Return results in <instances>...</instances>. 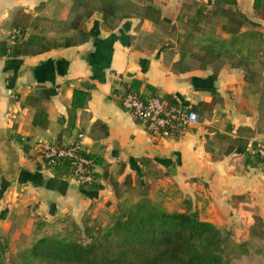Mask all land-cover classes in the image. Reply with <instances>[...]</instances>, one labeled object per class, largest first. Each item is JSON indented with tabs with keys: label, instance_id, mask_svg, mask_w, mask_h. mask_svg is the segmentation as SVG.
<instances>
[{
	"label": "crops",
	"instance_id": "crops-1",
	"mask_svg": "<svg viewBox=\"0 0 264 264\" xmlns=\"http://www.w3.org/2000/svg\"><path fill=\"white\" fill-rule=\"evenodd\" d=\"M69 1L0 0V245L6 258L63 217L106 224L120 202L143 193L171 210L183 209L189 198L201 218L247 237L234 196L245 194L264 220V164L248 165L244 153L225 150L235 136L246 138L249 147L264 143V67L258 83L227 61L179 67L186 60L177 64L183 40L178 22L187 20L186 10L198 3L210 7L213 0H153L161 9L157 20L142 16V0H115V13L105 18L98 7L92 10L85 18L88 37L71 45L33 51L37 47L24 43L26 33L9 38L18 11L30 14L29 29ZM236 2L264 35L253 0ZM133 78L140 90L152 85L195 109L197 121L177 136L152 137L114 92L118 80ZM82 80L92 83L90 95L68 120L73 89ZM204 101L212 103L205 115ZM78 133L95 158L97 189L77 184L38 155L40 140L68 141Z\"/></svg>",
	"mask_w": 264,
	"mask_h": 264
},
{
	"label": "trees",
	"instance_id": "trees-1",
	"mask_svg": "<svg viewBox=\"0 0 264 264\" xmlns=\"http://www.w3.org/2000/svg\"><path fill=\"white\" fill-rule=\"evenodd\" d=\"M152 1L142 0V16L157 20L161 15V9ZM77 5L74 0L63 2L61 7L64 12L59 18L66 19L67 13ZM96 7L104 18L116 11L115 0H99ZM253 8L256 15L264 19V0H253ZM92 10H77L69 22L71 28L78 29L80 40L88 37L85 18ZM17 14L14 28L18 29L19 34L16 38L25 34L30 20V14L24 11H18ZM209 14L222 15L226 18V23L221 24V29L230 34L229 44L232 46L246 36L255 41H264V35L257 29L241 30L245 24L255 26L258 22L249 19L237 7L236 0H213L210 7L198 3L193 14L188 17H190L189 21L196 25ZM40 38L39 34L30 32L24 43L37 45L33 51L58 45V43L40 44L38 42ZM223 39L210 37L200 43L202 52L191 49L186 41L182 40L179 42L180 59L177 64H181L185 59L186 61L179 65L183 69L204 68L208 64L218 66L223 62L221 59L223 52L220 47ZM74 43L76 42L66 39L61 45ZM247 49L250 51V46H247ZM1 52L4 53L5 49L1 48ZM12 52L26 53L28 49L13 48ZM247 57L248 55L237 58L231 64L241 66L245 70V80L258 83L260 68H254L253 62ZM261 63L262 68L264 60ZM127 84L139 91L140 96H145L149 90L154 91V87L149 84L147 90H140L139 79L133 78ZM91 86L92 83L82 80L80 86L73 89L68 120L73 119V113L77 108L85 106L90 95L88 89ZM119 90L115 88L116 95ZM164 97L169 102H176L169 94ZM261 100L263 107L260 108V119L264 108L263 91ZM211 104V102H202L203 115L212 108ZM256 144V141L251 143L253 146ZM233 150L244 153L245 163L248 165L264 164V156L252 153L247 139L242 136L229 139L225 152ZM69 164V160L59 159L54 167L61 173L67 174ZM87 187L97 189L100 184L92 181ZM234 199L241 221L249 229L247 237L237 236L233 229L201 218L189 198L183 199V209L171 210L143 193L134 202H120L111 221L104 225L95 220L89 222L88 219L78 223L75 220H67L66 216L61 218L66 220V224H70L65 234L58 231L43 234L32 243L19 247L8 258L4 254L5 248L0 245V264H253L254 260L256 261L254 264H264V220L260 214L251 209L245 194L235 195Z\"/></svg>",
	"mask_w": 264,
	"mask_h": 264
},
{
	"label": "built area",
	"instance_id": "built-area-1",
	"mask_svg": "<svg viewBox=\"0 0 264 264\" xmlns=\"http://www.w3.org/2000/svg\"><path fill=\"white\" fill-rule=\"evenodd\" d=\"M18 34V29L13 28L9 38L13 41ZM118 81L120 92L116 96L119 103L142 122L152 137L179 135L189 123L198 119V112L193 108L180 102H169L163 95L154 91H147L145 96H140L139 91L127 84L129 81ZM250 151L264 156V143L251 145ZM38 155L47 166H55L59 159L69 160L67 175L81 186H86L95 179V159L85 148L82 133L68 141L57 138L42 139L38 142Z\"/></svg>",
	"mask_w": 264,
	"mask_h": 264
},
{
	"label": "rangeland",
	"instance_id": "rangeland-1",
	"mask_svg": "<svg viewBox=\"0 0 264 264\" xmlns=\"http://www.w3.org/2000/svg\"><path fill=\"white\" fill-rule=\"evenodd\" d=\"M79 3L77 6H73V8L67 13L66 19L59 18L60 14H62L63 8L56 12V16L45 19H35L32 21L31 26L28 29V26L25 30V33L28 34L30 32L39 34L41 36L38 39V42L45 45H51L53 43L61 44L66 39H71L73 41L80 40V33L78 29L71 28L69 26V22L71 18L74 16L77 10L84 11L89 9H94L98 6V0H78ZM82 8H81V7ZM194 10H186L188 16L193 14ZM190 17H187V20H180L178 22V27L182 30L183 40L186 41L187 45L190 46L191 49H195L198 52H202L199 44L207 41L210 37H214L218 40L223 39V44L220 45L221 50L223 52L222 61L234 62L237 58L245 57L248 55V59L253 62L252 66L254 68H261L262 61L264 60V41H255V39H248V37L242 38V40L235 42V45L229 44V39L231 38L230 34L223 31L221 29V24L226 23V18L222 15H208L205 16L203 20H201L198 24L194 25L189 21ZM246 26H242L241 30H250L256 29L255 26L250 24H246ZM245 27V28H244ZM33 30V31H30ZM261 33L263 31H260ZM263 34V33H262ZM247 46H250L251 50L247 49ZM37 47V45H32V48ZM238 48V49H237ZM264 67V66H263ZM67 220H72L68 218ZM89 222L92 220H88ZM111 221V220H110ZM109 221V222H110ZM77 222V221H76ZM97 222V221H96ZM55 223V222H54ZM98 223L102 224L98 221ZM108 223V222H107ZM104 225V224H102ZM70 224H66V220L59 219L57 223L53 226H49L48 233H56L57 231L61 234H65L67 230H69ZM237 236H241V233H236ZM256 261L254 260L252 263L254 264Z\"/></svg>",
	"mask_w": 264,
	"mask_h": 264
}]
</instances>
